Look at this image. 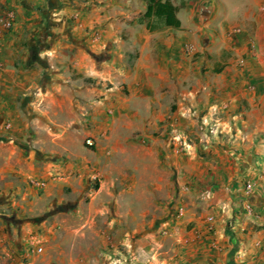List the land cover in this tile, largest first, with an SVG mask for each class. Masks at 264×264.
<instances>
[{"label":"crops","instance_id":"crops-1","mask_svg":"<svg viewBox=\"0 0 264 264\" xmlns=\"http://www.w3.org/2000/svg\"><path fill=\"white\" fill-rule=\"evenodd\" d=\"M171 1L0 0V264H264V0Z\"/></svg>","mask_w":264,"mask_h":264},{"label":"rangeland","instance_id":"rangeland-1","mask_svg":"<svg viewBox=\"0 0 264 264\" xmlns=\"http://www.w3.org/2000/svg\"><path fill=\"white\" fill-rule=\"evenodd\" d=\"M243 31V29L241 28V27H239L238 28V30H237V34L238 33H241ZM249 51H250V53H251V55L252 56H257V54H258V47H257V43L255 42V40H251V42H250V44H249ZM189 50L190 51H192V48H191V44H190V46H189ZM195 52V51H194ZM199 52H197V53H193L194 54V56H197V54H198ZM222 56H227V53H222ZM230 56V55H229ZM170 115L171 114H167L166 115V117H165V120H170L171 118H170ZM175 127H177V126H175ZM162 130L161 129H157L155 132H153L152 134L153 135H157V134H159L160 132H161ZM168 132H169V134L171 135V142L173 143V142H177L178 143V146L180 147V148H184V147H186L187 146V144L186 143H189L188 142V140L186 139V137H185V135H184V133H182L178 128H173V127H171V128H169L168 130H167ZM175 135H180L181 136V140H175ZM173 136V137H172ZM144 138V137H143ZM86 143V145L87 146H89V147H93L94 145H95V142H94V144L93 145H89L87 142H85ZM34 180H36V179H34ZM186 187H189V183L188 184H186ZM16 213L15 214H13L12 215V210L11 209H4V208H0V217H6V220H13L14 221V219L16 218ZM147 220V219H146ZM148 220H150V219H148ZM147 220V221H148ZM150 223H148L147 222V224H145V223H143V224H141L140 225V227H139V229L141 230V231H138V232H140V234H143V233H147V232H149V229L151 228V225H149ZM161 227V226H160ZM162 228V227H161ZM131 229H132V227H131ZM4 231H6L5 229H4ZM162 231V233L163 232H165L166 231V228L164 229H162L161 230ZM106 242L108 243V245H109V248H117L119 251H121V253L122 254H125L126 255V258L129 260V257H127V256H129L128 254H131V251H132V244H131V239H129V240H127V241H125V242H117L114 238H113V236L111 235V234H109V235H107L106 237ZM33 240H36L35 238L33 239ZM34 243L32 242V244L31 245H33ZM36 244V246L38 245V247H39V244L40 243H35ZM35 246V245H34ZM33 248V247H32ZM147 248V245H145V246H142V251H144V249H146ZM150 249V248H149ZM152 250H153V248H152ZM32 253H33V251H32ZM28 258V257H27ZM27 258H25V259H27ZM22 260H23V258H22Z\"/></svg>","mask_w":264,"mask_h":264},{"label":"trees","instance_id":"trees-1","mask_svg":"<svg viewBox=\"0 0 264 264\" xmlns=\"http://www.w3.org/2000/svg\"><path fill=\"white\" fill-rule=\"evenodd\" d=\"M147 10L141 18L150 30L160 27H179L178 7L171 0H146Z\"/></svg>","mask_w":264,"mask_h":264},{"label":"built area","instance_id":"built-area-1","mask_svg":"<svg viewBox=\"0 0 264 264\" xmlns=\"http://www.w3.org/2000/svg\"><path fill=\"white\" fill-rule=\"evenodd\" d=\"M14 18H15V14L12 10H6L2 14H0V36L12 29ZM175 140H178V141L181 140V136L175 135ZM86 142L89 145L94 144V141L91 138H88ZM33 183L38 186L44 185V182L39 181V180H33ZM211 219L213 218L211 217L210 220ZM38 250L41 251L42 248H38Z\"/></svg>","mask_w":264,"mask_h":264}]
</instances>
